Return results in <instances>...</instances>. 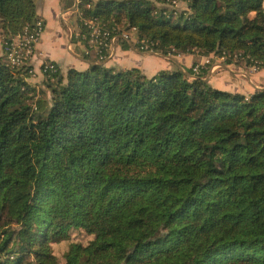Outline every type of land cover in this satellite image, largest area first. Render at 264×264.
Returning <instances> with one entry per match:
<instances>
[{"label": "trees", "instance_id": "16d2710c", "mask_svg": "<svg viewBox=\"0 0 264 264\" xmlns=\"http://www.w3.org/2000/svg\"><path fill=\"white\" fill-rule=\"evenodd\" d=\"M80 7L109 28L136 27L164 55L264 65V0ZM39 19L37 0H0L3 40ZM90 54L82 70L42 67L48 91L37 95L31 61L11 68L4 50L0 264H264V88L246 95L213 87L205 68L147 75Z\"/></svg>", "mask_w": 264, "mask_h": 264}, {"label": "crops", "instance_id": "0c3cea01", "mask_svg": "<svg viewBox=\"0 0 264 264\" xmlns=\"http://www.w3.org/2000/svg\"><path fill=\"white\" fill-rule=\"evenodd\" d=\"M77 1L86 0H37L38 15L44 22L45 30L36 45V58L54 61L64 72L74 66L81 69L88 64V61L78 54V51L80 53L85 51V47L74 40L80 31L76 30L75 21L78 12ZM77 24L79 25L78 19ZM122 44V41L117 42L111 56L113 58L108 60V64L122 69L137 67L147 75H153L161 69L171 70L174 67L187 70L194 61L204 64L207 59L212 58L204 56L200 60L195 59L193 53L181 54L178 57L144 54L131 47V43L130 48H124ZM215 63L213 60L209 66L203 65L208 70L207 80L213 87L246 95L264 88V67L259 71H253L244 61L221 66L219 62Z\"/></svg>", "mask_w": 264, "mask_h": 264}, {"label": "built area", "instance_id": "2783aa9c", "mask_svg": "<svg viewBox=\"0 0 264 264\" xmlns=\"http://www.w3.org/2000/svg\"><path fill=\"white\" fill-rule=\"evenodd\" d=\"M89 6L90 3L88 2L85 7ZM77 11L78 17L83 21V24L87 28L86 39L88 45L85 47V52L87 54L92 53L100 60L105 59L114 46H116L117 42H119L120 37L129 43L136 42L141 50L152 53L160 52L159 49L155 48L154 43L147 39L137 37L138 30L136 27L121 29L114 26L109 28L106 24L101 23L96 18H86L83 16L80 1H77ZM43 25V21L39 19L35 22L32 29H26V33L23 37L11 39L5 43L6 61L11 68L23 66L27 61H30L35 51V45L41 38ZM226 56V54H223L221 57L225 59ZM42 67H44L45 71L47 69L54 70L55 68L53 63H43L41 69ZM203 67L202 64L195 65L193 71L199 73ZM254 67H258V65H254ZM30 72L34 73L32 69Z\"/></svg>", "mask_w": 264, "mask_h": 264}, {"label": "rangeland", "instance_id": "374dc122", "mask_svg": "<svg viewBox=\"0 0 264 264\" xmlns=\"http://www.w3.org/2000/svg\"><path fill=\"white\" fill-rule=\"evenodd\" d=\"M81 2L82 1H80V4H81ZM177 4H178V2H176ZM87 4V3H86ZM86 6V5H85ZM185 6L183 5V4H181L180 5V7L179 8H184ZM251 16L253 15V13H251L250 14ZM77 19H78V12H77V17H75V21H76V30L77 31H79V25L77 24ZM44 23V22H43ZM43 30L41 31L42 33V35H43V33H44V30H45V25H43V28H42ZM0 33L2 34V28H1V26H0ZM25 33H26V31L24 30V32L23 33H19V34H17V35H15L14 37H12V39H18V38H20V37H23L24 35H25ZM0 34V60L1 61H3L4 60V50H5V43L8 41V39H4L3 40V37L4 36H2ZM42 35H41V37H42ZM41 39V38H40ZM40 39H39V41H40ZM38 41V42H39ZM37 42V43H38ZM37 43H36V45H37ZM131 43V42H130ZM36 45H35V51H34V53H33V55H32V57H31V59H30V61H31V63L33 64V71H34V73H33V75L30 77V78H28V80H29V82H30V84L34 87V89H35V91H36V93H37V95H39L40 94V91L41 90H46L47 89V86H46V84H44V80H45V78H44V76L42 75V72H41V65H43V63H51L50 61H46L45 59H42V58H40V57H38V58H36ZM115 47L116 46H114V48L112 49V51L108 54V56L105 58V59H102V60H104V64H106L107 66H110L109 64H108V60H110V59H112L113 57H111L112 55H113V50L115 49ZM131 47H133L134 49H136V51H138V52H141V53H144V54H151V55H153V54H161V55H164V54H162L161 52H159V53H152V52H149V51H144V50H141L139 47H138V44H136V42H133V43H131ZM73 49H75V48H73ZM78 54L79 55H81L82 57H83V55H82V52L80 53L79 51H78ZM181 54H186V53H169L168 55H164L165 57H178V56H180ZM194 54V57H195V59H201V58H203L204 56H209V57H212L211 59L209 58V59H207V61L206 62H204V64H202V65H205V67H207V66H209L210 65V63H212V61L214 60V63L216 62H219L218 64L221 66V65H223V64H226V65H231V64H233V63H235L236 61L234 60L233 62H227L226 61V58L224 59L223 57H221L220 55H217V54H215V53H210V54H208V55H205V54H201V53H199V52H194L193 53ZM91 55V57H93V58H95V55L94 54H90ZM102 60H98V62H100V61H102ZM212 60V61H211ZM202 61H203V59H202ZM205 61V60H204ZM239 61V60H238ZM241 61V60H240ZM215 63V64H216ZM198 64H200V62H198V61H194L193 62V64H192V66H190L189 68H187V69H193L194 68V66L195 65H198ZM214 64V65H215ZM87 65L88 64H86V66L84 67V68H81L80 70H82V69H85V68H87ZM214 65L212 66V68L214 67ZM80 67H82V66H80ZM111 67V66H110ZM251 67V69L253 70V71H259L260 69H262L263 67H264V65L263 66H261V67H254V66H250ZM132 68H137V67H132ZM204 68V67H203ZM212 68H211V70H212ZM72 69H79V68H77L76 66H74ZM129 69V68H128ZM138 69V68H137ZM176 69V67H174V68H172L171 70H175ZM206 69V68H205ZM140 70V69H139ZM162 70V69H161ZM169 70V69H168ZM68 71V70H67ZM160 71V70H159ZM208 73V72H207ZM156 74V73H155ZM154 75V74H153ZM203 78L204 79H206L207 80V74H205L204 76H203ZM46 91H48V90H46ZM70 239H75V240H79V241H82V242H87V240L89 239V237L88 236H85V234H83V233H80L78 230H76V229H73L72 231H71V233H70ZM65 243H67L65 240H62V241H60V242H57V243H53V249H54V253L56 254V255H58V256H60L61 255V252L63 251V249L66 247V244Z\"/></svg>", "mask_w": 264, "mask_h": 264}]
</instances>
